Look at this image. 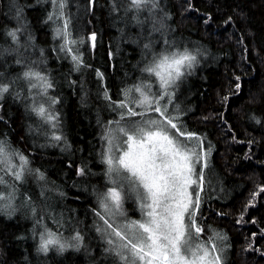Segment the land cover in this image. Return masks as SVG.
<instances>
[{
	"label": "snow or ice",
	"instance_id": "6c2138e0",
	"mask_svg": "<svg viewBox=\"0 0 264 264\" xmlns=\"http://www.w3.org/2000/svg\"><path fill=\"white\" fill-rule=\"evenodd\" d=\"M50 3L51 10L40 23L51 27L53 40L59 41L51 49L57 59L70 60L65 79L70 87L79 86L81 102L86 104L88 92L83 80L70 78L72 73H83L90 65L85 64L83 53L72 46L79 41L72 36L75 24L71 13L66 11L68 0H50ZM89 3L93 4L94 0ZM183 3L189 10L193 8L192 0H183ZM5 7L3 15L11 26L3 31L6 40L0 46V67L7 71L10 58L21 71L11 77L0 71V101L6 95L22 101L29 116L37 121L34 128L32 125L29 128L36 137H43L40 147H60L65 152L70 145L62 131V97L55 92L57 84L50 73L39 67L47 65L45 49L37 47L32 23L19 0H7ZM109 14L123 24L120 31L139 58L132 66L138 75L128 83L132 77L126 74L116 99L106 85L101 88L102 94H98L113 118L96 121L99 147L94 149L93 158L103 166L101 175L106 181L103 192L93 188L97 203L91 209L92 228L104 242L97 264H225L229 238L198 222L203 202L201 194L206 180L211 183V144L205 147L203 134L187 130L182 120L186 109L177 102L178 93L202 63L206 50L202 52L199 47H190L175 38L163 0H111ZM200 19L207 30L216 17L207 12ZM232 20L229 15L223 24L230 25ZM89 38L95 47L96 33L92 32ZM96 76L104 78L98 69ZM240 80L239 75L234 77L236 90L241 89ZM20 85L23 86L17 90ZM231 94L223 95L222 101H228ZM252 119L261 123L256 117ZM247 143L252 145L258 141L250 139ZM30 163L29 157L12 149L6 138L0 139V185L7 188V191L0 190V213L12 218L20 207L25 209L26 218L33 220L31 232L37 254L47 256L54 250L62 255L68 249L87 250L86 239L90 237L78 218L65 221L62 214L59 220L53 217L54 223L67 227L69 235L65 237L47 226L44 209L26 192L22 204L17 205L18 185L25 183L27 177L39 184L43 200L52 191L61 197L65 195L54 182L47 180L45 172L33 169ZM67 164L73 167L74 161L70 159ZM5 175L12 178V183ZM75 175H95L91 161L82 159L75 165ZM41 181L44 183L40 184ZM259 193H264V185L250 194L239 211L237 224L245 221L251 210L260 212L264 208L257 205ZM129 198H134L140 219H130L123 211ZM250 222L264 224V217L250 216ZM206 228L210 235L205 239ZM259 231L260 238L264 239V227ZM251 235L256 237L257 233ZM17 239L26 237L20 235ZM247 247L252 248L253 244L249 242Z\"/></svg>",
	"mask_w": 264,
	"mask_h": 264
},
{
	"label": "trees",
	"instance_id": "16d2710c",
	"mask_svg": "<svg viewBox=\"0 0 264 264\" xmlns=\"http://www.w3.org/2000/svg\"><path fill=\"white\" fill-rule=\"evenodd\" d=\"M6 3L7 0H0V46L5 45L4 29L11 26L3 15L7 10ZM19 3L32 23L37 47L45 49L47 65L39 67L50 73L57 84L55 92L62 97V131L70 149L61 152L60 147L41 148L43 137H36L29 128L30 125L35 127V117L29 116L22 101L6 95V99L0 101V117H3L0 139L6 138L12 149L27 155L30 166L40 168L47 180L65 193L61 197L56 191L48 192L47 199L43 200L39 184L27 177L25 183L18 185L16 203L22 204L26 192L44 209L45 223L53 231L62 232L65 237L69 233L66 226L60 227L53 222V217L59 220L62 214L65 221L70 217L78 218L90 238L86 239L87 250L68 249L62 255L54 250L47 256L37 254L31 232L33 220L26 218L25 209L20 207L12 218L0 213V264H97L104 242L92 228L91 209L97 203L93 188L103 192L106 181L101 175L103 166L93 158L94 149L99 147L96 121L113 118L105 107L106 102L98 99V94H102L101 88L106 85L116 99L126 74L132 77L128 83L138 75L132 66L139 57L132 52V46L120 31L123 24L109 14L111 0H94L93 4L89 0H68L66 11L71 13L75 24L72 36L79 41L72 46L83 53L85 64L90 65L83 73H72L70 77L84 82L88 98L87 103L82 104L79 86L70 87L65 79L70 60L57 59L51 49L59 41L53 40L51 27L40 23L51 10L50 0H19ZM192 4L193 8L189 10L183 0H163L165 10L170 13L168 23L175 30V38L190 47H199L202 52L206 50V55L201 57L202 63L178 93L177 101L186 109L182 120L187 130L203 134L205 146L210 142L212 149L211 182L215 189L206 192L198 214L199 222L216 231L223 230L229 236L230 250L225 264H264V239L260 238L259 231L264 224L250 222V216L264 217V208L260 212L251 210L245 221L236 223L250 194L258 192V186L264 185V0H192ZM207 12L216 19L206 30L200 18ZM229 15L233 20L226 26L223 19ZM92 32L96 33L95 47L89 38ZM38 56L39 52L36 53ZM97 69L103 73V80L96 76ZM0 71L5 70L0 67ZM20 71L21 68L12 64L9 58L5 76L11 77ZM236 75L241 77L240 90L234 87ZM229 92L232 93L229 100L222 101L221 97ZM250 139L258 143L249 145ZM70 159L74 161L73 167H68ZM82 159L91 161L95 175H75V165ZM5 179L12 183L11 177L5 175ZM0 190L7 191V188L0 185ZM133 205L134 198H129L123 210L137 218L139 214ZM257 205H264V193L257 196ZM254 232L256 237L251 235ZM205 233L210 234L207 228ZM20 235L26 239L18 240ZM249 242L253 244L252 248L247 247Z\"/></svg>",
	"mask_w": 264,
	"mask_h": 264
},
{
	"label": "rangeland",
	"instance_id": "374dc122",
	"mask_svg": "<svg viewBox=\"0 0 264 264\" xmlns=\"http://www.w3.org/2000/svg\"><path fill=\"white\" fill-rule=\"evenodd\" d=\"M206 147V146H205ZM209 164H210V157H209ZM207 171V170H206ZM208 174V173H207ZM206 174V175H207ZM214 182H211L210 184H209V182L206 180V182H205V185H204V190H203V192H202V201L204 200V198H205V196H206V192L207 191H211V192H214ZM125 203H126V201H125ZM124 203V204H125ZM133 207H134V209H135V211L139 214V217H133V216H130V215H128L127 213H126V215H127V217L128 218H130V219H140L141 218V216H140V212H139V210H138V208H137V206H136V204L134 203V205H133ZM124 211V210H123ZM125 212V211H124ZM122 219V218H121ZM198 222H199V218H198ZM222 235H224V233H221ZM204 236H205V239L207 238V236L208 235H210V234H207V233H204L203 234ZM228 249H229V247L225 250V253H224V260H226V253H227V251H228Z\"/></svg>",
	"mask_w": 264,
	"mask_h": 264
},
{
	"label": "bare ground",
	"instance_id": "6f19581e",
	"mask_svg": "<svg viewBox=\"0 0 264 264\" xmlns=\"http://www.w3.org/2000/svg\"><path fill=\"white\" fill-rule=\"evenodd\" d=\"M218 232H220V233H224V234H226L223 230H217ZM69 235V233H66V237ZM227 235V234H226ZM227 237L229 238V236L227 235ZM228 243H229V239H228ZM229 245H230V243H229ZM230 250V246H229V249H228V251ZM227 251V252H228ZM227 254V253H226Z\"/></svg>",
	"mask_w": 264,
	"mask_h": 264
}]
</instances>
